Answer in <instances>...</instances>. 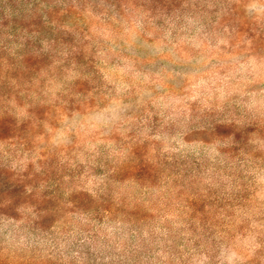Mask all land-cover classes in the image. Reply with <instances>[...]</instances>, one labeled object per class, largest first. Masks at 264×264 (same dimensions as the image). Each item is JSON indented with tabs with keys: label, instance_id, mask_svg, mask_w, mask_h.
I'll list each match as a JSON object with an SVG mask.
<instances>
[{
	"label": "clouds",
	"instance_id": "obj_1",
	"mask_svg": "<svg viewBox=\"0 0 264 264\" xmlns=\"http://www.w3.org/2000/svg\"><path fill=\"white\" fill-rule=\"evenodd\" d=\"M26 2L30 12L10 20L6 10L13 5L0 0V19L18 25L0 37V264H33L40 233L53 232L61 213L75 218L76 180L92 170L107 177L93 192L98 209L129 199L122 186L130 179L158 184L166 177L156 203L181 209L186 197L231 201L251 190L248 215L262 219L245 227L239 242L225 231L205 234L198 227L192 241L156 255L160 264H264V141L244 135L246 129L264 135V103L245 111L208 103L211 95L202 93L198 104L160 111L149 110L154 98L148 95L97 124L90 118L105 111L101 105L111 95L96 72L112 48L103 25L118 23L116 14L93 12L106 0ZM172 7L177 22L194 20L225 48L243 46L240 59L264 68V0H175ZM91 21L101 27L90 35L83 26ZM177 140L186 147L174 151ZM147 212L135 210L137 216ZM103 247L112 264H137L138 243Z\"/></svg>",
	"mask_w": 264,
	"mask_h": 264
},
{
	"label": "rangeland",
	"instance_id": "obj_2",
	"mask_svg": "<svg viewBox=\"0 0 264 264\" xmlns=\"http://www.w3.org/2000/svg\"><path fill=\"white\" fill-rule=\"evenodd\" d=\"M131 2L116 0L124 14L120 16L110 8L118 23L109 19L103 25L108 30L112 48L96 72L111 95L106 96L101 105L105 111L92 116V121L106 122L109 114L115 118L130 99L139 101L148 95L154 98V104L148 105L149 110L160 111H171L185 102H189V106L198 104L204 99L202 93L211 95L208 103H232L233 107L245 111H254L264 103V68L254 60L240 59L243 46L237 48L230 42L231 47L225 48L194 20L187 24L177 22L174 11L169 15L158 11L153 16ZM9 3L17 16L30 12L26 0H9ZM96 5L100 11L110 7L107 3ZM98 11L93 5V12ZM8 17L15 19L9 12ZM16 27L18 25L10 24L9 20L0 19V37H6ZM100 27L99 21H91L85 23L83 30L91 35ZM254 77V82H250ZM86 87L87 84L81 85V90ZM259 126L264 130V122ZM244 135L258 143L264 141V135L258 132L246 129ZM97 139L104 144L103 137ZM175 143L178 149L174 151L186 147L183 140ZM95 144L93 141L89 150L94 149ZM213 156L214 152L210 151L208 157ZM106 180L107 177L97 170L79 173L76 199L80 206L76 208L75 218L71 211L61 213L53 232L40 233L39 255L35 256L33 264H112L105 260L108 249L103 246H113L121 241L140 245L137 264H160L162 256L156 253L192 241L198 227L205 234L209 229L225 231L239 242L243 239L240 235L243 229L255 228L262 219L248 215L255 195L251 190L231 201L209 202L186 197L183 209L172 208L168 203L158 205L156 201L166 190L167 178L164 176L158 184L130 179L122 186L129 199L120 205L98 209L93 192ZM181 195L182 192H178L177 199ZM121 207L126 211H120ZM137 207L148 209L147 214L137 216ZM238 219L247 223H237ZM97 248L101 250L95 251Z\"/></svg>",
	"mask_w": 264,
	"mask_h": 264
},
{
	"label": "trees",
	"instance_id": "obj_3",
	"mask_svg": "<svg viewBox=\"0 0 264 264\" xmlns=\"http://www.w3.org/2000/svg\"><path fill=\"white\" fill-rule=\"evenodd\" d=\"M115 1L116 0H111V3H108L106 0V2H105L110 6L107 8L109 10L108 11L109 16H112L111 9H115L114 11L117 14H120V16L124 14L123 9L118 4H116ZM131 1H132L131 4L134 3L136 6L143 8V10H145L147 12H151L153 14V16H156L155 14L158 11L161 13H164V15H169L174 11L172 5L175 4V0H171V3L169 2V0H144L143 2H138L137 0H135V1L131 0ZM94 8L97 11L99 10L98 5H94ZM6 11H7V13L8 12L10 14L12 13L14 15V17L17 16V11L14 8L11 10H6ZM73 11H74V9H73Z\"/></svg>",
	"mask_w": 264,
	"mask_h": 264
}]
</instances>
